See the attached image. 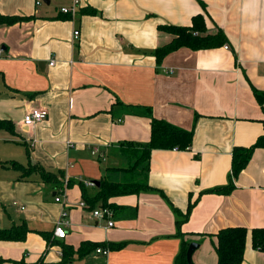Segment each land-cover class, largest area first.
<instances>
[{
	"label": "crops",
	"instance_id": "0c3cea01",
	"mask_svg": "<svg viewBox=\"0 0 264 264\" xmlns=\"http://www.w3.org/2000/svg\"><path fill=\"white\" fill-rule=\"evenodd\" d=\"M48 1L0 0V14L30 17L0 25V119L15 125V132L0 128V137L17 145L0 162V228L29 229L24 240L0 239V264H61L63 244L78 249L85 241L109 252L76 255L73 264H175L180 230L199 243L195 264H218L216 233L238 225L249 229L239 264H264L251 232L264 227V147L232 174L235 148L264 134V104L254 93H264V0H82L70 18L60 7L71 0ZM197 15L207 32L222 30L228 41L182 47L158 64L154 51L174 37L159 25L190 26ZM39 108L48 118L25 127L26 113ZM152 117L193 130V144L154 149L148 181L159 190L113 197L124 208L113 210L108 227L93 214L100 204L83 205L80 182L89 194L97 190L86 181L124 164L121 143L149 142ZM12 161L40 165L57 181ZM231 183L227 194L211 191ZM190 202L179 228L173 206L186 213ZM64 210L70 223L57 238Z\"/></svg>",
	"mask_w": 264,
	"mask_h": 264
},
{
	"label": "trees",
	"instance_id": "16d2710c",
	"mask_svg": "<svg viewBox=\"0 0 264 264\" xmlns=\"http://www.w3.org/2000/svg\"><path fill=\"white\" fill-rule=\"evenodd\" d=\"M65 18H70L69 14H62ZM30 17H20L13 15L0 14V25H13ZM159 29L173 34V39L154 51V55L158 64L170 53L182 48L188 47L193 50L209 49L224 45L227 41V35L224 31L219 30L215 33L207 32L204 17L197 15L193 18V24L190 26L160 24ZM254 93L261 103L264 104V93L254 88ZM0 128L15 132L13 121L0 119ZM194 132L182 127L176 126L164 119L152 117L151 120V139L147 143H138L134 141H126L121 143L120 150L124 164L120 167H109L105 175L100 180V185L96 186L97 192L89 194L83 182H80L83 198L88 206L93 208L97 204L102 207H109L115 212L123 209L124 206L117 205L111 201L113 197L136 194L142 191L159 190L152 187L148 181L150 172V157L154 149H179L186 150L193 144ZM258 147H264V134L260 135L255 143L250 147H236L233 154V177H237L239 173L249 163L253 151ZM13 167L23 169L25 172L39 171L47 182L57 181L56 175L46 171L42 166L31 164L29 167L12 161ZM73 180L68 181L71 186ZM235 187L234 184L217 187L211 189L218 193L227 194ZM195 202H190L186 213L179 208L173 206L174 211L182 218L177 220L180 228L190 216ZM133 212V213H132ZM131 212V217L136 214V209ZM180 230V229H179ZM29 232L25 223L10 228H0V239L3 240H24ZM249 229L246 226H229L222 228L216 233L217 243L216 252L218 255V264H239L243 261L247 244ZM252 245L254 248L264 251V227H256L252 229ZM179 236L182 237V247L176 258L175 264H190L187 260L186 253L191 239H185L184 233L180 230ZM101 243L90 241L83 242L78 249L69 244H63V257L61 264H73L76 255L85 256L96 250ZM124 243L110 244L112 249L120 248ZM15 264H22L14 261ZM192 264H195L194 261Z\"/></svg>",
	"mask_w": 264,
	"mask_h": 264
},
{
	"label": "built area",
	"instance_id": "2783aa9c",
	"mask_svg": "<svg viewBox=\"0 0 264 264\" xmlns=\"http://www.w3.org/2000/svg\"><path fill=\"white\" fill-rule=\"evenodd\" d=\"M44 0H36V4H44ZM83 5L82 0H71V4L64 5L60 7V12L62 14H69L71 17L76 16L79 13V10L81 6ZM80 35V30L77 29L74 32V37L77 39ZM226 48H229L228 45L225 46ZM52 62L51 64H53ZM48 118V111L46 108H39L34 109L28 113H26L24 119H23V125L25 127H32L35 126L38 123H41L42 121L46 120ZM93 153L95 155L101 156L98 149H94ZM89 185H94L90 180L86 181ZM66 185H68V181L66 180ZM65 194V188L61 190V195L56 197V201L62 202L63 196ZM83 205H86V202H83ZM94 216L99 218L107 219L108 221V227H112L115 225L113 220L114 211L109 207H99L96 208L93 211ZM68 213L66 210L63 211L61 219L58 221L54 228V235L57 238H65L67 235V229L66 227L69 225L70 221L66 219ZM98 253H104L107 254L109 252L108 249H103L102 247H98L96 249Z\"/></svg>",
	"mask_w": 264,
	"mask_h": 264
},
{
	"label": "rangeland",
	"instance_id": "374dc122",
	"mask_svg": "<svg viewBox=\"0 0 264 264\" xmlns=\"http://www.w3.org/2000/svg\"><path fill=\"white\" fill-rule=\"evenodd\" d=\"M16 144L14 143H9L8 141H4V139L2 137H0V162L3 160V162H5L4 160L10 159L14 157L15 154V148H16ZM97 192V190H95L92 194L94 195Z\"/></svg>",
	"mask_w": 264,
	"mask_h": 264
},
{
	"label": "water",
	"instance_id": "95a60500",
	"mask_svg": "<svg viewBox=\"0 0 264 264\" xmlns=\"http://www.w3.org/2000/svg\"><path fill=\"white\" fill-rule=\"evenodd\" d=\"M46 3H48V0H44ZM92 183H94V185L99 186L100 185V181L99 180H90ZM199 247V243L198 242H191L188 246L187 249V253H186V257L187 260L190 264L193 263V253L195 252V250Z\"/></svg>",
	"mask_w": 264,
	"mask_h": 264
}]
</instances>
